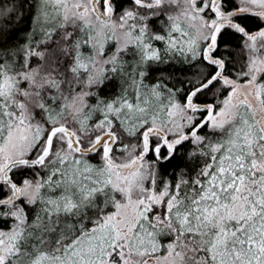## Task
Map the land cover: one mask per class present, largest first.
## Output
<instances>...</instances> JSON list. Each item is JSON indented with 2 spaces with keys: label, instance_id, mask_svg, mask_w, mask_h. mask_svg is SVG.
I'll use <instances>...</instances> for the list:
<instances>
[{
  "label": "snow or ice",
  "instance_id": "6c2138e0",
  "mask_svg": "<svg viewBox=\"0 0 264 264\" xmlns=\"http://www.w3.org/2000/svg\"><path fill=\"white\" fill-rule=\"evenodd\" d=\"M0 264H264V0H0Z\"/></svg>",
  "mask_w": 264,
  "mask_h": 264
},
{
  "label": "trees",
  "instance_id": "16d2710c",
  "mask_svg": "<svg viewBox=\"0 0 264 264\" xmlns=\"http://www.w3.org/2000/svg\"><path fill=\"white\" fill-rule=\"evenodd\" d=\"M161 67H165L164 65H161ZM169 71H171V69H169ZM177 76H179V73H176Z\"/></svg>",
  "mask_w": 264,
  "mask_h": 264
}]
</instances>
